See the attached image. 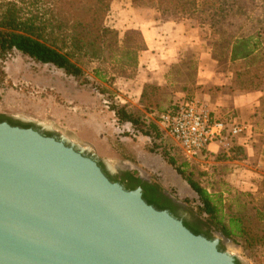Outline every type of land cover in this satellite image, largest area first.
Here are the masks:
<instances>
[{
    "label": "rangeland",
    "instance_id": "1",
    "mask_svg": "<svg viewBox=\"0 0 264 264\" xmlns=\"http://www.w3.org/2000/svg\"><path fill=\"white\" fill-rule=\"evenodd\" d=\"M7 8H14L22 18H35L36 24L44 25L46 32L51 27L55 28L57 19L64 23V28L69 33H77L81 29L75 24L80 16L67 15L63 18L58 13L56 0H0V18ZM91 14L84 17L87 23L82 29L87 39L91 40L96 36V27L100 21L117 33L118 40L115 43L114 39L104 36L101 42H104L105 48H102L101 42L96 43L95 48H98L100 54L97 59L90 57V52L86 49L89 54L79 60L83 69V75L79 78L69 76L51 64L39 63L16 50L0 54V114L13 122L22 121L24 124L35 125L65 139L103 161L112 168L114 175L127 170L137 172L135 175L142 176L143 180H157L162 184L159 186L163 193L178 206L176 215L183 216L187 222H193V214L197 212L193 202L196 195L187 184V178L198 182L208 192L221 194L222 213L240 215L243 224L249 226L248 234L244 238L234 236L233 239L224 236L228 240L226 241L221 236L222 233L211 225V238H218L220 248L233 254L239 264H264V244L259 241L245 242V238L252 235L253 238L264 240V216L259 221L256 213L264 215V164L257 168L263 172L261 178L254 171L245 168L247 160H225L223 157L215 158L213 154H208L203 160L200 157L188 158L180 146L164 133L166 150L170 155L174 154L171 156L176 160L175 165L181 166L183 173H179L162 156L151 155L150 159L141 160L143 169H146L141 170L152 174L151 177L140 175V168L137 169L134 165L140 162L132 154L141 135L132 128L120 125L112 110L116 106H125L128 110L135 109L140 116H146L138 89L129 81L139 73L137 66L121 65L123 62H131L127 59L126 51L133 48L138 65L143 51L140 45L144 42L140 33L133 29V24L138 20L176 21L188 29L197 30L200 44L182 53L180 62L169 72L172 89L183 84L188 86L184 74L193 73L196 51L200 48L209 51L215 60L219 58L216 61L220 69L226 68L223 35L201 22L198 17L201 15L194 11L186 9L184 14L162 13L154 4L142 1L135 3L132 0H110L108 10L102 15L99 13L96 25L89 19ZM231 28L239 33L251 30L249 22L238 19L231 21ZM45 37L48 42L52 41L48 36ZM260 62L264 70V64L261 60ZM260 76L258 90L264 93V74ZM247 77L254 80L249 73L248 76L244 75V78ZM170 87H164L160 92L164 99L171 96ZM154 89L152 88L156 93L157 90ZM165 105L166 102H163L158 108L162 109ZM260 116L258 127L264 132V95ZM153 119L158 120L155 117ZM144 140L146 149H152L154 143ZM263 141L264 133L259 137V144ZM150 165L154 166L151 168ZM254 181L259 182L257 186L253 184ZM202 228L206 229L204 226Z\"/></svg>",
    "mask_w": 264,
    "mask_h": 264
},
{
    "label": "water",
    "instance_id": "2",
    "mask_svg": "<svg viewBox=\"0 0 264 264\" xmlns=\"http://www.w3.org/2000/svg\"><path fill=\"white\" fill-rule=\"evenodd\" d=\"M100 162L56 135L0 122V264H239Z\"/></svg>",
    "mask_w": 264,
    "mask_h": 264
},
{
    "label": "trees",
    "instance_id": "3",
    "mask_svg": "<svg viewBox=\"0 0 264 264\" xmlns=\"http://www.w3.org/2000/svg\"><path fill=\"white\" fill-rule=\"evenodd\" d=\"M133 2H148L150 5H155L160 8L162 13H185L186 9L194 11L200 17V21L208 24L214 31L220 35H223V42H225L226 55L224 56L225 62L229 63V70L233 74V85L235 89L239 91H258L260 86V75L264 70L262 69L261 62L264 64V0H132ZM110 0H56L58 13L66 18L67 15H78L80 18L75 24L80 26V31L77 33H69L64 28V23L59 22L55 28H50L46 32L45 26L42 24H36L35 18H22L14 8H7L0 18V54L16 50L29 58L42 63L51 64L56 68L64 71L69 76L79 78L83 75V69L79 64L80 57H85L90 52V57L99 58L100 54L98 48H95V44L101 42L104 36H108L116 41L117 33L105 27L103 23L99 21L96 27L97 33L93 39H87L82 29L86 25L84 17L91 14V21H98V15L104 14L109 7ZM187 12V11H186ZM238 19L250 23V31L246 33H239L238 30L231 28V21ZM76 25V26H77ZM46 33V34H45ZM48 39L52 41L48 42ZM102 48H105L104 42H101ZM109 46V45H108ZM110 47V46H109ZM144 42L140 45V49L144 50ZM89 51L87 52L86 51ZM112 50L113 48L110 47ZM135 48L126 51L129 60L131 62H123L122 66L135 67L138 65L135 59ZM182 57V56H181ZM215 59V58H214ZM260 59V60H259ZM181 60V58H180ZM216 60H219L217 58ZM180 62V61H179ZM192 64V63H191ZM174 66V65H173ZM170 70L172 69V67ZM192 72H186L184 78L188 82V86H175L172 89L170 74L168 75L167 84L164 86L156 85L153 83H146L143 86L140 94V102L145 115L139 114L135 109L128 110L125 106L113 107L114 114L117 117V121L120 125L128 123L132 129L142 136L150 138L155 149L163 159H167V162L176 167L179 173H183L180 170L181 166H176V160L174 155L166 150L165 143L163 141V130L157 124V121L153 119L159 118V115L166 109L173 106L177 102L187 100L194 97L192 92L194 90V74L196 71V61L193 62ZM170 72V71H169ZM248 73L253 75L254 80H249L248 77L244 78V75L248 76ZM244 74V75H242ZM176 77V76H175ZM184 83V82H183ZM169 86L171 88V96L164 99L161 91L164 87ZM154 90H157L155 93ZM183 91L185 95L183 97L173 99L174 92ZM166 102L164 108L159 109V104ZM262 100L259 108V115L261 112ZM7 119L0 114V122ZM261 120L259 116L256 122V131L258 133V140L260 135H263L258 127V122ZM11 123V120H9ZM12 124V123H11ZM16 125V124H13ZM30 124L20 125L21 127H29ZM213 154L216 157H223L225 160H238L243 161L246 159V154L240 147L233 145L231 152L228 155L222 150L216 153H201V155L207 156ZM101 167L104 166L100 163ZM137 172L123 171L120 174L110 176L112 180L120 182L127 189H135L136 187L142 188L143 198L149 204L153 205L157 209H167L174 216L176 215L177 205L174 204L161 190L159 184L141 179L136 176ZM262 178V176H259ZM187 184L195 193L196 198L193 200L197 212L193 214L194 221H183L185 226L189 228L195 234H201L207 238H211L210 226H214L219 230L223 236L227 238H234V236L245 237L248 232L249 226L243 224V218L237 214H223V198L221 194L211 193L201 186L198 182H195L189 178L186 179ZM259 182L254 181L253 184L257 186ZM257 213L258 220L261 221L264 216L262 213ZM202 226L206 227L204 230ZM248 234V233H247ZM246 234V235H247ZM259 241L264 244V240L261 238H253V235L245 238V242Z\"/></svg>",
    "mask_w": 264,
    "mask_h": 264
},
{
    "label": "crops",
    "instance_id": "4",
    "mask_svg": "<svg viewBox=\"0 0 264 264\" xmlns=\"http://www.w3.org/2000/svg\"><path fill=\"white\" fill-rule=\"evenodd\" d=\"M133 25H135L133 29L140 33L145 44V48L139 56V73L129 80L136 86L140 96L146 83L166 85L171 66L180 61L182 53L194 49L197 44H200V38L196 29H188L184 24L176 21L138 20ZM196 55V71L192 85L195 88L192 95L201 100L216 117L224 119L234 117L238 122L244 124V132L234 139L232 146L240 147L246 154L244 161L247 160V163L250 164L246 163L245 168L261 176L263 172L257 168L264 164V141L261 145L259 144L256 122L260 116L259 107L264 93L260 90L245 92L235 89L232 87L233 74L229 70L228 62H226L225 69H220L209 51L200 48L196 51ZM184 95L183 91H176L173 99ZM123 125L128 129L132 128L128 123ZM144 139L152 143L150 138L141 135V139L136 145L137 148L132 154L140 163L133 164L135 167L137 166V169L140 168L138 169L141 171L140 175L146 174L151 177L152 174L143 172L146 169H143L144 165L141 160L150 159L151 155H161L155 149H146ZM231 148L222 151L229 155ZM197 157L203 160L206 156ZM163 165H165L164 161ZM153 166L150 165L151 168ZM140 177L142 179V176ZM154 181L162 186L157 180Z\"/></svg>",
    "mask_w": 264,
    "mask_h": 264
},
{
    "label": "built area",
    "instance_id": "5",
    "mask_svg": "<svg viewBox=\"0 0 264 264\" xmlns=\"http://www.w3.org/2000/svg\"><path fill=\"white\" fill-rule=\"evenodd\" d=\"M157 124L188 158L230 149L245 130L234 117H216L196 97L173 104L159 115Z\"/></svg>",
    "mask_w": 264,
    "mask_h": 264
},
{
    "label": "flooded vegetation",
    "instance_id": "6",
    "mask_svg": "<svg viewBox=\"0 0 264 264\" xmlns=\"http://www.w3.org/2000/svg\"><path fill=\"white\" fill-rule=\"evenodd\" d=\"M4 120H6V121L9 122V119H4ZM11 123H12V124L19 125V126H20V125H25L24 122H22V121H20V122H13V121H11ZM29 127L34 128V129H37V130H39L40 132H42L43 134L50 135V136H55V134L50 133V132H47V131H45V130H43V129H40V128H38V127L35 126V125H29ZM102 164H103V163H102ZM103 166H104V164H103ZM104 168H105V166H104ZM177 217L180 218L182 221H186V220L184 219L183 216L178 215ZM213 237H214V236H213ZM219 247H220V242H219Z\"/></svg>",
    "mask_w": 264,
    "mask_h": 264
},
{
    "label": "bare ground",
    "instance_id": "7",
    "mask_svg": "<svg viewBox=\"0 0 264 264\" xmlns=\"http://www.w3.org/2000/svg\"><path fill=\"white\" fill-rule=\"evenodd\" d=\"M69 133V132H68ZM75 138V137H74Z\"/></svg>",
    "mask_w": 264,
    "mask_h": 264
}]
</instances>
